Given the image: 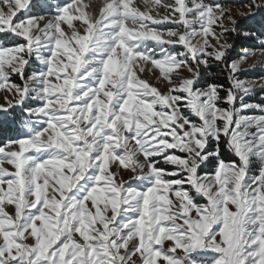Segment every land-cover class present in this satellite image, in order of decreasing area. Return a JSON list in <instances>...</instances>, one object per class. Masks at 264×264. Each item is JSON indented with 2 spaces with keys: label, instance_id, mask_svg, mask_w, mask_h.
<instances>
[{
  "label": "snow or ice",
  "instance_id": "obj_1",
  "mask_svg": "<svg viewBox=\"0 0 264 264\" xmlns=\"http://www.w3.org/2000/svg\"><path fill=\"white\" fill-rule=\"evenodd\" d=\"M95 7L0 0V112L23 129L0 144V264H264V105L227 42L264 0L238 19L205 0Z\"/></svg>",
  "mask_w": 264,
  "mask_h": 264
},
{
  "label": "rangeland",
  "instance_id": "obj_2",
  "mask_svg": "<svg viewBox=\"0 0 264 264\" xmlns=\"http://www.w3.org/2000/svg\"><path fill=\"white\" fill-rule=\"evenodd\" d=\"M249 2V0H247ZM39 4H40V8L38 9L37 13L39 15H43V16H48L51 14V12L54 11V5L56 4H64L67 3L68 0H38ZM90 2V0H81V3L83 4H88ZM105 2V0H95V15L98 16L99 15V8L103 5V3ZM206 3H221L224 5H232L231 3L228 2V0H205ZM49 6H53V7H49ZM233 6V5H232ZM143 10V9H141ZM85 11H87V9H85ZM231 14L233 15V18L238 19L237 13L238 12H247V9L243 8V7H231L230 9ZM71 14V13H70ZM161 15H163V13H161ZM258 16H264V12H261L259 14H257L255 16V18H257ZM254 17H250L245 19L243 22H241L239 24V27L243 24H245L248 19H252L251 21H253V19H255ZM73 27H77L80 22L73 20L72 21ZM63 27L66 30V33L70 36V29L67 28L66 25H63ZM238 27V30L233 33V34H229L230 39L227 41L228 43H231L233 45L232 49L230 50V54H229V60L230 61H237L240 60L241 57H246V59H244L243 61H241L240 64V72H239V77L241 80H245V81H255V87H254V95H250L245 97V102L247 103H253V104H262L264 105V89L260 88V84L262 82H264V55H262L260 49L262 48V46H264V35L259 36V35H251V36H245L244 33L241 34L240 33V28ZM250 33V32H249ZM211 39V38H209ZM15 40L14 39H6L4 38L3 34H0V44H4L5 46L11 47L15 44ZM224 41H222L223 43ZM245 50H247V52H245ZM254 53V54H253ZM255 64V67H252V65ZM212 66H215L216 68H218L215 64H213ZM39 65H35L33 69H29V72L33 71L35 68H38ZM220 69V68H219ZM220 75H223L227 80V72H225L223 70V68L220 69ZM156 75L158 76V70H153ZM208 76L207 74H205V79L208 80ZM143 78V77H142ZM16 83H19L20 81L18 80V78L13 77L12 78ZM155 78L153 77L152 79L149 80V83H154ZM154 86L160 87L161 90L163 91V87L159 84L154 83ZM228 87V86H225ZM5 97H7L9 100L14 99L12 93L10 91H8L7 88L5 89H0V104L4 103ZM35 106V105H33ZM0 114L5 115V113L0 112ZM13 114V113H12ZM248 114H259V113H248ZM23 134V129L21 127V116L19 117V123H18V133L15 136V138H17L18 136ZM13 138V139H15ZM223 157L225 159L230 158L228 153H222ZM8 171H14V169H12L10 166L5 165L4 166ZM213 166H210L209 169H207L206 171H211ZM253 175H256V171L255 169L253 170ZM6 187V186H5ZM203 202V201H200ZM4 208V210L6 212L11 213L13 211V205H9L7 204V202L5 203V205L2 206Z\"/></svg>",
  "mask_w": 264,
  "mask_h": 264
},
{
  "label": "trees",
  "instance_id": "obj_3",
  "mask_svg": "<svg viewBox=\"0 0 264 264\" xmlns=\"http://www.w3.org/2000/svg\"><path fill=\"white\" fill-rule=\"evenodd\" d=\"M233 6H241L245 3H248L247 0H228ZM38 9L36 10L37 13ZM255 18V17H254ZM248 19V21L241 25L239 28L240 33L243 34L245 32H250L259 36L264 35V16H258L257 18ZM222 67L216 68L215 66H211L208 71L211 72L213 75L208 77L209 82L223 84L224 86H228V82L223 75H220ZM21 116L20 113H13L11 115H2L0 114V144H3L4 141L13 139L18 133V123L19 117Z\"/></svg>",
  "mask_w": 264,
  "mask_h": 264
}]
</instances>
